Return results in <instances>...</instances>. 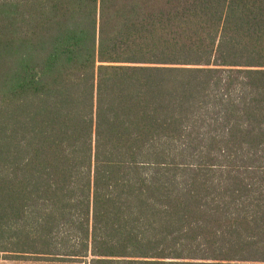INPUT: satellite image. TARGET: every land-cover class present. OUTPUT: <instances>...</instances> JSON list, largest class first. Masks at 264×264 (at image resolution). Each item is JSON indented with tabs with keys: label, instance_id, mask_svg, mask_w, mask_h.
<instances>
[{
	"label": "trees",
	"instance_id": "obj_1",
	"mask_svg": "<svg viewBox=\"0 0 264 264\" xmlns=\"http://www.w3.org/2000/svg\"><path fill=\"white\" fill-rule=\"evenodd\" d=\"M264 264V0H0V255Z\"/></svg>",
	"mask_w": 264,
	"mask_h": 264
},
{
	"label": "rangeland",
	"instance_id": "obj_2",
	"mask_svg": "<svg viewBox=\"0 0 264 264\" xmlns=\"http://www.w3.org/2000/svg\"><path fill=\"white\" fill-rule=\"evenodd\" d=\"M0 264H83L78 262H60L48 260H36L33 258H15L13 256L0 255Z\"/></svg>",
	"mask_w": 264,
	"mask_h": 264
}]
</instances>
